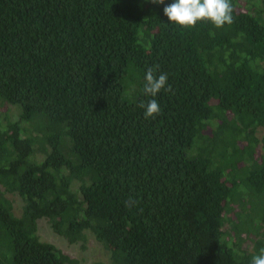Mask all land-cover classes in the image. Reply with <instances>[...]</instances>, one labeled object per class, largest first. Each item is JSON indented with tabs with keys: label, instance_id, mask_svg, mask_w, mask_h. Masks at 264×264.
I'll return each mask as SVG.
<instances>
[{
	"label": "trees",
	"instance_id": "16d2710c",
	"mask_svg": "<svg viewBox=\"0 0 264 264\" xmlns=\"http://www.w3.org/2000/svg\"><path fill=\"white\" fill-rule=\"evenodd\" d=\"M171 2L0 0V264L75 263L40 220L91 235L106 260L90 264L264 247V0H231L221 28L169 22ZM155 65L172 90L145 96Z\"/></svg>",
	"mask_w": 264,
	"mask_h": 264
},
{
	"label": "clouds",
	"instance_id": "9594fccd",
	"mask_svg": "<svg viewBox=\"0 0 264 264\" xmlns=\"http://www.w3.org/2000/svg\"><path fill=\"white\" fill-rule=\"evenodd\" d=\"M152 3L165 4V0H151ZM231 0H172L163 8V14L169 22L181 27H194L200 21H209L217 28L233 22ZM159 65L149 67L145 73L143 94L145 96L156 97L162 90L171 91V85L167 84V73H156ZM167 85V88L165 86ZM138 107L144 109L145 119L153 118L161 112L158 101L153 98L147 102L141 101ZM135 201H126V206L131 207ZM250 264H264V247L259 249L254 255Z\"/></svg>",
	"mask_w": 264,
	"mask_h": 264
},
{
	"label": "rangeland",
	"instance_id": "374dc122",
	"mask_svg": "<svg viewBox=\"0 0 264 264\" xmlns=\"http://www.w3.org/2000/svg\"><path fill=\"white\" fill-rule=\"evenodd\" d=\"M13 198L17 204V199L15 197ZM37 234L41 240L54 244L69 257L75 259V263L73 264H90L95 260H106L105 252L99 243L89 234L85 236L82 245L80 242L68 244L62 238L55 235L43 220L38 222Z\"/></svg>",
	"mask_w": 264,
	"mask_h": 264
}]
</instances>
